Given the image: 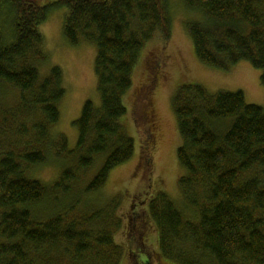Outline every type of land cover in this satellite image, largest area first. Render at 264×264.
Here are the masks:
<instances>
[{
    "label": "trees",
    "instance_id": "1",
    "mask_svg": "<svg viewBox=\"0 0 264 264\" xmlns=\"http://www.w3.org/2000/svg\"><path fill=\"white\" fill-rule=\"evenodd\" d=\"M49 1L0 0L11 21L8 37L0 29V98L7 86L18 92L13 105L0 99V264H122L125 250L115 238L123 223L120 200L86 210L80 205L134 155L135 139L123 125L126 97L146 45L159 34L171 38L169 2ZM185 3L205 20L186 26L198 60L221 71L248 62L261 70L264 86V0ZM62 7L66 41L97 48L101 103L84 104L74 122L78 158L48 185L30 175L32 168L52 154H75L67 137L53 132L66 96L64 72L53 66L43 76L38 65L49 60L40 27ZM173 111L182 139L177 159L185 172L178 181L184 206L165 192L149 203L161 255L176 264H264V108L247 103L242 91L185 84ZM100 158L97 175L76 193L81 176ZM50 198L57 211L40 218L35 209ZM133 224L129 230L139 243L142 233Z\"/></svg>",
    "mask_w": 264,
    "mask_h": 264
},
{
    "label": "rangeland",
    "instance_id": "2",
    "mask_svg": "<svg viewBox=\"0 0 264 264\" xmlns=\"http://www.w3.org/2000/svg\"><path fill=\"white\" fill-rule=\"evenodd\" d=\"M168 2L173 18L171 38L166 42L159 34L146 45L134 73L133 89L126 97L128 113L123 125L135 139L134 155L129 162L111 172L104 188L84 195V203L80 205V208L82 206L86 210L88 206H102L111 199L120 200L119 212L123 223L115 232V238L125 250L122 264H146L148 260L150 264H176L161 255L158 230L148 208L150 201L160 192L167 193L180 207L184 206L178 181L185 172L177 159L182 139L173 111V98L180 87L185 84H200L210 92L242 91L247 103L264 108L261 70L255 69L248 62H241L229 71L202 64L196 57L186 26L190 22L205 21L202 20L203 16L197 11L189 10L185 0ZM66 14L67 8H54L40 27L45 37L44 50L49 60L39 62L38 65L43 76L53 66L62 68L66 88V96L60 103L61 120L53 132L55 135H65L69 149L75 151V154L68 157L52 154L46 164L32 168L30 175L48 185H53L62 170L78 158L76 147L79 133L74 122L80 118L84 104L89 100L96 106L101 103L95 73L97 48L84 41L78 46H71L66 41L63 34ZM0 29L7 37L11 32V21L7 18L6 10L1 7ZM17 98L18 92L7 86L0 99L13 105ZM145 130L150 141L148 150L144 144ZM102 165L103 158H100L81 176V181L75 188L76 193L87 186ZM57 204L50 198L34 208V213L45 218L57 211ZM132 216H136L134 222L131 221ZM129 223H134L133 229L142 233L139 243L130 232Z\"/></svg>",
    "mask_w": 264,
    "mask_h": 264
}]
</instances>
